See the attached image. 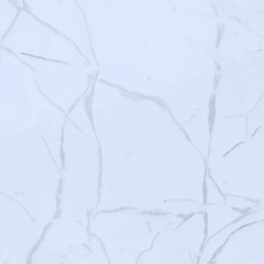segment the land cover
I'll return each instance as SVG.
<instances>
[{
  "label": "water",
  "instance_id": "water-1",
  "mask_svg": "<svg viewBox=\"0 0 264 264\" xmlns=\"http://www.w3.org/2000/svg\"><path fill=\"white\" fill-rule=\"evenodd\" d=\"M0 264H264V0H0Z\"/></svg>",
  "mask_w": 264,
  "mask_h": 264
}]
</instances>
